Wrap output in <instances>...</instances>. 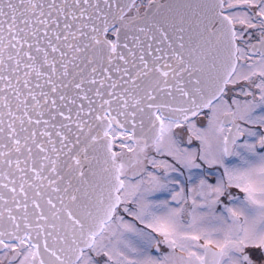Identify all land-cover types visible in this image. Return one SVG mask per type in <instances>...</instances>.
Wrapping results in <instances>:
<instances>
[{"label": "snow or ice", "instance_id": "1", "mask_svg": "<svg viewBox=\"0 0 264 264\" xmlns=\"http://www.w3.org/2000/svg\"><path fill=\"white\" fill-rule=\"evenodd\" d=\"M0 264H264V0H0Z\"/></svg>", "mask_w": 264, "mask_h": 264}]
</instances>
